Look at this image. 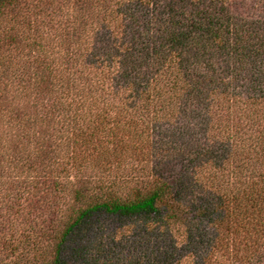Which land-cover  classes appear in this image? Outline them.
I'll return each instance as SVG.
<instances>
[{
    "label": "trees",
    "instance_id": "1",
    "mask_svg": "<svg viewBox=\"0 0 264 264\" xmlns=\"http://www.w3.org/2000/svg\"><path fill=\"white\" fill-rule=\"evenodd\" d=\"M0 264H264V0H0Z\"/></svg>",
    "mask_w": 264,
    "mask_h": 264
}]
</instances>
